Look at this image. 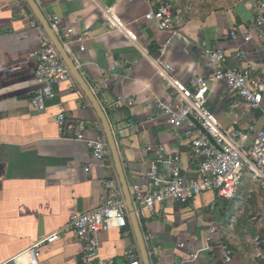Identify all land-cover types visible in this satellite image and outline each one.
<instances>
[{"label":"crops","instance_id":"1","mask_svg":"<svg viewBox=\"0 0 264 264\" xmlns=\"http://www.w3.org/2000/svg\"><path fill=\"white\" fill-rule=\"evenodd\" d=\"M163 1L35 0L49 25L57 17L62 33H68L61 42L106 116L128 186L153 165L169 171L174 158L184 174L196 173L184 137L187 126L171 124L167 107L181 113L192 102L222 128L264 129V106L253 110L235 101L223 84L210 82L205 55L207 48L222 49L230 67L262 62L255 6L238 4L206 18L182 9L181 26L172 34L144 19ZM33 17L24 0H0V264H11L54 233L60 240L42 250L38 264H80L82 244L63 230L70 215L100 206L104 181L117 172L112 158L110 164L94 160L86 141L64 135L58 126L62 113L70 121H85L86 140L103 132L77 83L59 85L42 109L31 106L40 87L35 51L44 32L30 25ZM238 50L245 58H236ZM165 65L172 69L173 86L162 79ZM196 76L206 78L201 93L189 85ZM249 198L238 206L242 198L228 202L207 192L138 213L151 264H264V200L249 203ZM230 204L234 208L224 220L221 208ZM97 241L99 258L114 264L125 263L134 247L139 252L131 224L103 231Z\"/></svg>","mask_w":264,"mask_h":264},{"label":"built area","instance_id":"2","mask_svg":"<svg viewBox=\"0 0 264 264\" xmlns=\"http://www.w3.org/2000/svg\"><path fill=\"white\" fill-rule=\"evenodd\" d=\"M254 6L256 8L254 25L260 29L259 39H263L264 52V1ZM181 16L182 9L162 2L155 10L145 14L144 19L158 31L175 34L181 26ZM51 21L50 28L61 41L68 33H62L57 17H53ZM30 25L40 28L34 17ZM250 39V36L244 37L245 42H249ZM205 55L210 64L208 78L210 82L223 84L235 101H240L253 110H259L264 106V57L262 62L230 67L229 55L222 49L207 48ZM245 56L244 51H237L236 58L243 59ZM35 57L34 76L40 87L32 94L30 104L33 108L42 109L48 100L55 97L59 85L76 82L44 32L35 51ZM170 72L171 67L165 65L162 79L173 86V80L169 77ZM205 83L204 76L192 77L189 81L190 87L198 93L203 91ZM166 113L171 115L170 123L175 127L187 126L184 137L188 139L193 158L197 161L196 173L194 176L184 174L178 158H174L173 167L169 171L153 165L147 174L129 186L136 215L143 210L152 211L164 202L180 203L207 192L215 193L228 202H234L239 198L238 191L244 173H247L257 185L264 200L263 128L253 126L246 129L222 128L207 111L201 110L192 102H189L188 108L181 113L168 107ZM189 117L193 118L201 129L190 121ZM57 123L64 135L68 132V137L86 141L94 160L102 164L111 163L110 151L103 132L95 140H86L85 121H70L61 113L57 116ZM104 188L105 197L100 206L89 213L70 215L68 227L63 230V233H72L82 244L80 264H114L111 259L99 258L97 236L111 228L123 229L130 224L117 176L105 180ZM231 225L232 218H229L228 226ZM212 230L216 229L212 227ZM60 235L54 233L38 239L28 249L15 256L11 264H38L42 250L58 242ZM223 248L226 250V247ZM229 255L230 252H227L226 262L230 261ZM127 258L122 264H142L136 247L128 252Z\"/></svg>","mask_w":264,"mask_h":264},{"label":"water","instance_id":"3","mask_svg":"<svg viewBox=\"0 0 264 264\" xmlns=\"http://www.w3.org/2000/svg\"><path fill=\"white\" fill-rule=\"evenodd\" d=\"M24 1L26 2L27 6L29 7L31 12L33 13L34 17L38 21L40 27L43 29L46 36L50 39V41L52 42V44L56 48V50L59 53V55L61 56L63 62L66 64L67 68L69 69L73 79L75 80L77 85L80 87V89L84 93L87 101L90 103L93 111L95 112V114H96V116H97V118L101 124L102 130H103V133H104V136H105V139H106V142H107L110 154H111V158L113 160V163H114V166H115V169L117 172V177H118V180H119L122 192H123L126 208L128 211L129 223L131 224V226L134 230V233H135L137 246L139 249L142 264H151L149 256H148L147 248L145 246L144 239H143L140 227H139L137 215H136V212H135L134 207H133L132 202H131L128 182H127V179L124 175L121 163L119 161L118 153H117V150L115 147L113 136L111 134V130H110L109 125L107 123L106 116H105L102 108L98 104L95 96L91 92L90 88L87 86V84L83 80L80 72L77 70L74 62L69 57V55H68L67 51L65 50L62 42L58 39V37L54 34L52 29L50 28L49 23L47 22L43 13L39 9L35 0H24ZM190 120L199 129H201L200 125L196 121H194L193 118L190 117ZM203 132L205 133L204 130H203Z\"/></svg>","mask_w":264,"mask_h":264},{"label":"rangeland","instance_id":"4","mask_svg":"<svg viewBox=\"0 0 264 264\" xmlns=\"http://www.w3.org/2000/svg\"><path fill=\"white\" fill-rule=\"evenodd\" d=\"M170 1L164 0L163 2L173 4L180 9L188 11L187 13H191V16L194 18H206L212 14H224L229 7H233L234 5L238 4L246 3L253 6L252 8H254L255 4L263 2L264 0H174V2ZM251 185H254V182L247 173H244L238 191V197L242 198V200L238 203V206H243V202H247V199H245L247 197L252 198V201L255 197L263 200L260 192L256 190L258 189L257 185L255 184L254 188H251ZM250 198L248 199L249 203L251 202ZM226 206V211H224L225 209H223V207L221 208L223 211L222 213L224 214V216L221 217L224 218V220H227L229 210H232L234 208V204H230V207L229 205ZM237 208L238 207H236L234 210L236 211ZM251 211H255L253 205L251 206Z\"/></svg>","mask_w":264,"mask_h":264}]
</instances>
